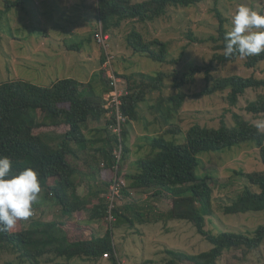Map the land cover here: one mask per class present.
<instances>
[{
  "label": "trees",
  "instance_id": "obj_1",
  "mask_svg": "<svg viewBox=\"0 0 264 264\" xmlns=\"http://www.w3.org/2000/svg\"><path fill=\"white\" fill-rule=\"evenodd\" d=\"M204 1L206 0H144L134 3L133 0H98L94 10L96 19L102 24L101 33L109 36L125 21H154L164 16L169 7L188 8ZM218 1L215 0L216 4ZM215 12L219 20L217 34L205 40L212 43V49L215 51L212 65L214 62H235L240 58L238 54L228 58L224 55V36L229 31L226 27L228 18L217 7ZM260 12L264 14V9ZM99 31H95V35ZM188 37L195 40L191 35ZM126 42L135 54L145 55L160 63L169 60L170 50L167 43L159 39L147 42L137 29L128 34ZM101 48V61L104 65L108 58V47L102 45ZM68 49L80 51L75 44ZM177 61L172 60L171 63L176 65ZM263 61L264 53L247 57L245 65L254 68ZM210 68L211 65L206 69L195 66L182 77H179L176 71L170 74L175 78L173 87L178 89V94L171 97L161 96L157 105L152 106V109L162 113L165 125L171 124L174 111H179L188 96L181 91L182 87L194 82L197 73H204L207 83L206 90L201 95L227 91L226 100L232 107L238 105L240 97L248 90H264V78L255 75L213 77ZM113 71L120 76L114 66ZM110 72V68H103L98 73L104 86L102 93H99L91 82L83 83L73 78L60 79L49 86L21 79L0 83V157L7 156L11 159L10 176L17 175L26 168L34 169L38 173L41 190L53 196L62 214L73 217L85 211L90 214V220L100 221L106 226L110 224L106 222L108 190L103 197H100L98 192L94 193L93 195L98 197L94 203L92 197H80L78 187L85 178L96 180L99 174L102 178V171L105 169L106 175L112 174V178L116 174L122 175V159L125 160L126 155L130 153L126 143L129 132L125 126L139 120L140 104L146 102L150 93L161 91L164 88V80L169 76L165 73L158 76L136 73L127 77L128 93L120 98L118 108L125 118V121H121L122 132L119 135L112 130L117 125L118 110L114 104L106 107L108 102L104 98L105 94L113 89ZM137 77H141V81ZM164 106L166 111H163ZM245 110L264 119V94H259L257 100L249 102ZM109 113H112L111 118H105ZM233 119L234 125L229 126L222 120L218 128L195 124L187 130L186 141L182 144L168 140L164 134L149 136L152 152L137 161V173L126 174V179L130 180L122 189L126 198L130 199L132 196L131 190H153L152 197L164 195L171 198V208L160 218L166 216L192 223L197 232L212 244L210 251L197 255L168 250L172 259L167 264L186 261L191 264H217L226 251H254L264 242V225L255 230L253 237L229 232L213 235L205 228L206 216L214 214V188L208 178L201 179L196 175L201 163L199 155L249 144L260 150V158L264 164V131H257L254 124L240 113L233 112ZM90 121L105 125L104 129L95 130L99 134L98 138L90 139L85 134L84 127ZM45 129L47 131H44ZM180 132L181 129L177 126L166 130L167 134ZM53 134L61 141L51 143ZM121 146L122 154L118 161L116 152ZM237 174L246 177L251 185L258 186L260 192L246 187L233 203L225 206L226 214L264 211V170L250 173L239 171ZM111 181L112 179H106L104 182L108 189ZM136 206L138 205L135 202L131 203L125 207V212L117 207L116 219L124 218L133 226L130 209H135ZM33 209L35 214L38 209L37 202ZM137 216L143 221L142 212L137 213ZM116 222L108 225L104 235L98 236L93 228L87 227L81 231L82 224L78 221L72 223L70 220L53 218L46 222L42 217H31L28 228L19 221L17 225L22 224V227L17 231H0V255L6 252L17 255L18 262L9 261L7 264H72L76 258L100 260L107 254V258L111 257L112 264H124L117 257L113 243ZM75 227H79L80 234L84 232V238L72 237Z\"/></svg>",
  "mask_w": 264,
  "mask_h": 264
},
{
  "label": "rangeland",
  "instance_id": "obj_2",
  "mask_svg": "<svg viewBox=\"0 0 264 264\" xmlns=\"http://www.w3.org/2000/svg\"><path fill=\"white\" fill-rule=\"evenodd\" d=\"M97 1L0 0V83L21 79L49 86L60 79L73 78L83 83L91 82L97 91L102 93L104 86L99 80L98 73L105 66L101 61L102 48L95 37V31L101 30L102 26L95 17L94 6ZM142 1L144 0H133L134 3ZM242 4L258 12L264 9V0H219L217 4L215 0H206L188 8L169 7L164 16L154 21H125L120 28L109 34L107 52L110 54V62L114 69L120 76L123 75L120 78L122 87L127 88V77L132 74L169 75L164 80V88L150 93L146 102L140 104L139 120L125 126L129 132L126 143L130 153L126 155L125 160L122 159V163L123 168L125 165L129 168L127 173H137V161L152 152L149 136L164 134L168 140L182 144L186 141L187 130L195 124L218 128L222 120H225L229 126L234 125L233 112L242 114L252 124L258 120L264 121L262 117H255L245 110L249 102L257 100L259 94H264V90H248L240 97L238 105L232 107L226 100L227 91L201 95L207 87L204 73L195 74V81L182 87L181 91L188 96L179 111H174L171 124L165 125L162 113L152 109L161 96L171 97L178 94V89L173 87L175 78L170 76L174 71L182 77L195 66L206 69L211 65L210 72L213 77L255 75L264 78V61L254 68L246 67V58L242 57L235 62L226 64L214 62L212 65L215 51L211 42H205L217 34L219 20L215 8L217 7L228 18L226 27L230 30L232 15ZM133 29L143 34L147 42L159 39L167 43L170 50L168 62H155L145 55L133 53L126 42L128 34ZM189 35L195 40H191ZM74 44L80 51L68 49ZM172 60H178V63L175 65L171 63ZM137 79L141 81V77ZM81 93L84 95V91ZM165 104L168 105L167 102ZM165 106L163 111H166ZM111 115L112 113H109L105 118L109 119ZM86 125L88 129H85ZM86 125L84 131L90 139L99 137L97 131L94 132L91 128L97 130L105 128L103 123L95 121H90ZM173 126L179 127L181 132L167 134L166 130ZM55 141L60 142L61 139L53 134V140L50 142ZM199 158L201 163L196 175L201 179L208 178V182L214 188V214L206 216V230L213 235L229 232L253 237L255 230L264 225V211L226 214L224 208L233 203L246 187L260 192L258 186L251 185L246 177L237 174L239 171L250 173L264 170L260 150L243 144L220 152L201 153ZM111 176L108 174L104 180ZM83 180L90 181V178ZM104 182L99 174L98 179L89 184V190L94 188L95 192L105 194ZM129 183L130 180L127 181V184ZM131 192L133 195L130 199L122 194L117 207L125 212V207L131 203L135 202L138 205L135 209H130L134 225L124 218L117 217L114 227L113 243L117 257L122 263L147 264L146 262L152 261V264H167L172 259L168 250L197 255L212 249V244L197 232L192 223L173 220L166 216L160 218L171 208V198L164 195L152 197L153 190ZM37 203L38 209L32 217H42L46 222L53 218L78 221L92 226L98 236L104 235L108 225L110 226L108 224L104 227L100 221L90 220L87 214L86 219H79L82 214L65 216L60 212V207L56 205L53 196L47 195L45 190H41ZM139 212L144 214L143 221L137 216ZM22 222L23 226L28 228L31 217ZM106 222L108 223L107 220ZM20 227L22 224L16 225L12 230L15 232ZM78 230L79 227L72 230V237L84 238V233L80 234ZM9 261L19 260L13 253L6 252L0 255V264H7ZM71 263L112 264V261L111 257L104 256L100 260L76 258ZM177 264L191 263L186 261ZM217 264H264V242L254 251L245 249L226 251Z\"/></svg>",
  "mask_w": 264,
  "mask_h": 264
},
{
  "label": "clouds",
  "instance_id": "obj_3",
  "mask_svg": "<svg viewBox=\"0 0 264 264\" xmlns=\"http://www.w3.org/2000/svg\"><path fill=\"white\" fill-rule=\"evenodd\" d=\"M224 45L226 58L236 54L247 58L264 53V14L247 5H240L232 15ZM254 127L257 131L264 130V121L254 122ZM11 165L9 157H0V231H10L19 221L32 217L33 205L41 192L38 173L34 169L26 168L10 176Z\"/></svg>",
  "mask_w": 264,
  "mask_h": 264
},
{
  "label": "built area",
  "instance_id": "obj_4",
  "mask_svg": "<svg viewBox=\"0 0 264 264\" xmlns=\"http://www.w3.org/2000/svg\"><path fill=\"white\" fill-rule=\"evenodd\" d=\"M109 39L108 35H103L101 33V30L99 33L96 35V41L100 46H105L107 47V40ZM108 58L106 62L104 63V68H110V81L111 85L113 87L112 91L106 93L107 96L105 95V99L108 102L106 107L114 104L117 108V125L112 129L113 132L117 134H121L122 132V126H121V121H125V118L121 115L119 112V105H120V98L124 96L127 93V88L122 87V82L120 80V76H118L114 71H113V66L110 62V54L107 53ZM121 154H122V146L116 152V158L118 161L121 159ZM118 166L116 167V169ZM127 186V179L125 177V174L122 173V175L116 174L111 181V184L108 189L107 193V204H108V219L107 221L112 224L116 222V215H115V210L117 208L118 202L120 198L122 197V189ZM105 257H108V255H104Z\"/></svg>",
  "mask_w": 264,
  "mask_h": 264
},
{
  "label": "crops",
  "instance_id": "obj_5",
  "mask_svg": "<svg viewBox=\"0 0 264 264\" xmlns=\"http://www.w3.org/2000/svg\"><path fill=\"white\" fill-rule=\"evenodd\" d=\"M128 82V81H127ZM91 130H93V131H95L96 129H94V128H91ZM122 170H123V173L126 175L127 174V172H128V170H129V168H127L126 167V165H125V167L124 168H122ZM103 172V173H102ZM101 173H102V178H104V177H106L107 175H106V169L105 170H103ZM112 175V174H111ZM101 178V179H102ZM110 179H112V176L110 177V178H107V180H110ZM103 180V179H102ZM92 181L93 180H91V181H85V180H81V183H80V185H79V187H78V195L80 196V197H92L93 198V202L94 203H96L97 202V200H98V197L96 196H94L93 194L94 193H96L95 192V190H94V188H93V190H89V184H92ZM105 182H106V180H104ZM85 184L86 185H88L87 187L85 186ZM109 185V184H108ZM107 190H108V187H106V192H107ZM132 193V195H133V192H131ZM106 195V193L105 194H103V192H101L100 193V197H103V196H105ZM138 203V202H137ZM143 213V212H142ZM78 214H82V216L81 217H79V219H82V218H84V219H86L87 217H88V212H82V213H78ZM86 214H87V217H86ZM64 221V220H63ZM67 221V220H66ZM69 221V220H68ZM88 221H90V220H88ZM70 222H76V221H74V220H70ZM102 225H104V227H107L106 225H105V223H103ZM91 228L92 229V226H90V225H84V224H82V230L81 231H83V230H85L86 228ZM84 233V232H83Z\"/></svg>",
  "mask_w": 264,
  "mask_h": 264
}]
</instances>
